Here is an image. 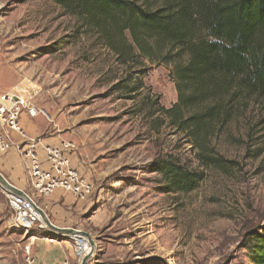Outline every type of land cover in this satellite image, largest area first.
<instances>
[{
  "label": "rangeland",
  "instance_id": "374dc122",
  "mask_svg": "<svg viewBox=\"0 0 264 264\" xmlns=\"http://www.w3.org/2000/svg\"><path fill=\"white\" fill-rule=\"evenodd\" d=\"M145 65L143 89L130 99L114 89L123 69L58 5L0 0V100L31 102L45 112L48 119L39 117L48 132L75 144L76 168L94 186L83 202L65 193L60 206L39 199L63 233L19 224L0 186V264H26V248L34 258L41 244L59 246L80 264L65 245L77 246L72 235L90 244L86 264H251L248 240L264 227V126L257 124L264 114L250 107L214 139L232 170L204 169L182 135L166 123L152 131L137 114L141 99L146 108L176 103L170 66ZM160 152L203 173L194 191L165 190L151 169Z\"/></svg>",
  "mask_w": 264,
  "mask_h": 264
},
{
  "label": "trees",
  "instance_id": "16d2710c",
  "mask_svg": "<svg viewBox=\"0 0 264 264\" xmlns=\"http://www.w3.org/2000/svg\"><path fill=\"white\" fill-rule=\"evenodd\" d=\"M48 1L123 69L116 92L130 99L140 94L145 62L170 66L176 103L165 109L154 101L146 108L141 99L137 114L150 120L152 131L166 123L182 135L204 169L232 170L234 163L213 142L250 107L264 114V0ZM257 124L264 126V115ZM151 169L167 191L187 194L203 179L170 152H160ZM248 254L251 264H264V227L251 233Z\"/></svg>",
  "mask_w": 264,
  "mask_h": 264
},
{
  "label": "built area",
  "instance_id": "2783aa9c",
  "mask_svg": "<svg viewBox=\"0 0 264 264\" xmlns=\"http://www.w3.org/2000/svg\"><path fill=\"white\" fill-rule=\"evenodd\" d=\"M23 116L29 119L39 116L47 118L45 112L31 102L0 100V152L18 153L25 165L31 191L21 190L20 195H15L6 190L5 195L19 224L24 222L27 227L51 230L47 224H43L47 220L52 225L38 203L39 199H46L54 192L61 191L75 201L83 202L92 195L94 186L73 165L77 149L72 141L61 140L55 145H42L39 138L30 136L23 128L21 124ZM49 241L53 243L51 242L53 240ZM29 250L27 247L26 264H37L35 258L29 256ZM57 264L71 263L65 259Z\"/></svg>",
  "mask_w": 264,
  "mask_h": 264
},
{
  "label": "crops",
  "instance_id": "0c3cea01",
  "mask_svg": "<svg viewBox=\"0 0 264 264\" xmlns=\"http://www.w3.org/2000/svg\"><path fill=\"white\" fill-rule=\"evenodd\" d=\"M37 119H29L25 116L21 118V124L30 136L39 138L42 145H55L59 141L64 140L48 132V125L42 118L36 123ZM40 154L42 156L41 151ZM73 165L78 169L81 168L75 159H73ZM0 174L10 185L20 190L29 191L26 168L17 152H0ZM61 193V191H56L49 197L54 205L60 206L58 200ZM38 249L39 252L34 256L37 264H57L68 258L59 246L41 244ZM67 252L69 253V251Z\"/></svg>",
  "mask_w": 264,
  "mask_h": 264
},
{
  "label": "bare ground",
  "instance_id": "6f19581e",
  "mask_svg": "<svg viewBox=\"0 0 264 264\" xmlns=\"http://www.w3.org/2000/svg\"><path fill=\"white\" fill-rule=\"evenodd\" d=\"M43 224H46V222L44 221ZM71 237L76 242L77 246L73 247L71 244H69V242H66L65 245L67 247V250L71 255H75V256L78 255L82 259L85 255H87L91 251L89 247L90 244H88V241H86L84 237H81L79 235H72ZM49 240L50 239L47 240L48 243H50Z\"/></svg>",
  "mask_w": 264,
  "mask_h": 264
},
{
  "label": "water",
  "instance_id": "95a60500",
  "mask_svg": "<svg viewBox=\"0 0 264 264\" xmlns=\"http://www.w3.org/2000/svg\"><path fill=\"white\" fill-rule=\"evenodd\" d=\"M0 186L3 187L5 190L15 194V195H20L22 192L20 189L10 185L4 178L3 176L0 174ZM47 226L54 230L55 232H58V233H63V232H67L68 230H65V229H60V228H57L55 227L54 225H51L47 220H45ZM91 253H92V249L91 251L82 258L81 260V263L80 264H86L89 257L91 256Z\"/></svg>",
  "mask_w": 264,
  "mask_h": 264
}]
</instances>
